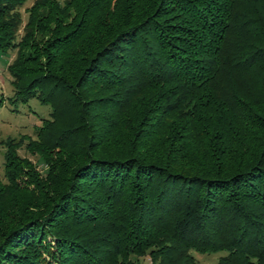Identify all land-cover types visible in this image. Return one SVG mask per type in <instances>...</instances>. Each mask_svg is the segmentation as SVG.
<instances>
[{
    "label": "trees",
    "instance_id": "1",
    "mask_svg": "<svg viewBox=\"0 0 264 264\" xmlns=\"http://www.w3.org/2000/svg\"><path fill=\"white\" fill-rule=\"evenodd\" d=\"M27 1L9 100L50 111L3 142L0 264H264V0H35L20 36Z\"/></svg>",
    "mask_w": 264,
    "mask_h": 264
},
{
    "label": "rangeland",
    "instance_id": "2",
    "mask_svg": "<svg viewBox=\"0 0 264 264\" xmlns=\"http://www.w3.org/2000/svg\"><path fill=\"white\" fill-rule=\"evenodd\" d=\"M35 0H28L21 8L22 24L19 28V35L24 34V29L27 23L28 12ZM57 4L63 5L66 0H53ZM41 10V9H40ZM72 12V11H71ZM16 56L15 51L9 50L5 54H0V97L4 99V103L0 106V178L4 179V158L3 153L5 146L3 142L7 138H13L17 141L21 137H30L35 139L36 126H38L42 117H47L50 107L40 103L37 99H31L27 103L12 104L9 100L13 96L14 91L11 85V76L8 73L7 66L13 61ZM16 106V107H15ZM24 144V143H23ZM22 144V145H23ZM17 152L27 157L36 164V169L42 172L45 169L44 163L35 155L26 151L24 147L17 149ZM197 264H216L220 255L224 252L217 253H201L192 251ZM134 258V257H132ZM138 264H149L148 257H140L137 260Z\"/></svg>",
    "mask_w": 264,
    "mask_h": 264
}]
</instances>
